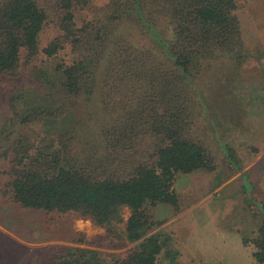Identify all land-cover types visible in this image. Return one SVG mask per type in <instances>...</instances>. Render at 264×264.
Wrapping results in <instances>:
<instances>
[{"label":"trees","instance_id":"obj_1","mask_svg":"<svg viewBox=\"0 0 264 264\" xmlns=\"http://www.w3.org/2000/svg\"><path fill=\"white\" fill-rule=\"evenodd\" d=\"M237 1L109 0L98 6L94 0H0V77L25 72L43 81L41 54L53 57L67 47L79 54L73 64L59 68L63 80L57 106L30 108L26 122L56 117L66 109L65 97H91L99 86L98 73L104 105L117 114L103 131L101 156L78 158L66 138L60 145H39L26 134L9 150L6 194L23 207L79 212L118 237L115 223L123 221L124 207L131 210L123 236L139 243L126 257L75 246L56 264H184L147 207L168 204L179 211L177 174L215 169L204 144L187 135L194 120L191 79L206 58L223 54L234 57L239 67L245 63ZM85 11L91 18H81ZM158 15L175 32L173 40L159 38L169 65L123 35L128 24L148 23L153 30ZM51 25L60 34L42 47L41 35ZM253 242V260L264 264V218Z\"/></svg>","mask_w":264,"mask_h":264},{"label":"rangeland","instance_id":"obj_2","mask_svg":"<svg viewBox=\"0 0 264 264\" xmlns=\"http://www.w3.org/2000/svg\"><path fill=\"white\" fill-rule=\"evenodd\" d=\"M94 1L103 6L109 0ZM235 14L248 51L245 63L239 67L234 57L223 54L206 58L191 79L194 120L187 135L204 144L215 169L177 174L179 211L167 205L147 207L153 219L162 222L158 229L172 238L173 248L184 264H255L253 240L264 218V0H238ZM82 17L89 19L91 14L85 11ZM152 24L153 30L148 23L128 24L123 35L136 47L151 51L169 65L171 60L159 38L173 40L175 32L163 15L155 17ZM59 34L58 28L46 27L41 46H47ZM78 55L70 47L53 57L41 54L38 63L46 71L43 81L25 72L0 77V264H56L59 256L67 254L68 247L75 246L123 258L139 243L129 242L123 236L131 215L128 207L122 209L123 221L115 223L116 231L122 235L118 237L79 212L48 213L26 208L6 194L12 169L9 150L21 134L39 145L53 142L60 145L62 138H66L70 153L78 158L104 154L103 131L117 114L104 105L103 78L99 73V86L91 97L77 100L65 97L62 107L68 110L62 108L52 119L25 121L32 111L30 108L57 106L63 80L59 68L73 64ZM12 106L17 107L18 113H14ZM196 204L200 209L202 206L204 216L191 220L184 216L189 231L208 226V230L238 232L242 235L243 250L225 253L226 257L222 258L201 259L188 257L191 252H180L177 236L172 232L177 222L171 228L165 226L175 214L181 217ZM188 217L192 218L190 214ZM193 236L190 232L185 240ZM212 254L216 253H208Z\"/></svg>","mask_w":264,"mask_h":264},{"label":"crops","instance_id":"obj_3","mask_svg":"<svg viewBox=\"0 0 264 264\" xmlns=\"http://www.w3.org/2000/svg\"><path fill=\"white\" fill-rule=\"evenodd\" d=\"M195 172L196 171L191 172V173H195ZM175 189H176L177 194L180 196V192L177 190L176 185H175ZM158 205L171 206L168 204H158ZM197 205L198 204L192 206L190 209H187L186 210L187 213L185 212L183 216L181 217L179 216V213L175 214V216L170 219L167 226H165L167 228L170 226L171 228V226L175 225V224L174 225H171V224L177 222L176 228H173V230L174 229L175 230L172 232H174V234H176L177 236L176 244L180 248V252L188 251V252H191V253H188V257L201 259L203 257L205 258L208 256L222 258V257H226L224 256L225 253H228V252L239 253L241 250H243L242 235L238 232H234L232 230L227 231L224 229L223 230H220V229L213 230V228L208 230L207 228L208 226H206L205 228L202 227L200 230H195L194 228L191 231H189V227L186 225L185 222L187 221L185 219L191 220L193 218H201L204 216L201 210L202 206L200 209V207H196ZM189 214L191 215L192 218H189V217L186 218L187 215ZM184 216H185V219H184ZM194 226L197 228L196 225ZM190 232L194 236L192 237L191 240H190V237L188 238V240H185L186 239L185 236L190 235ZM184 233L185 235H183ZM216 233L219 236V238L218 237L215 238ZM209 236L213 237V239H210ZM210 251L215 252L216 254L208 255ZM252 259H253V256H252Z\"/></svg>","mask_w":264,"mask_h":264}]
</instances>
